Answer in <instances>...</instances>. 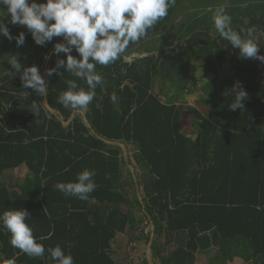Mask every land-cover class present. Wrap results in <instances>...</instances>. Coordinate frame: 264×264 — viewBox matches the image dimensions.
Segmentation results:
<instances>
[{
  "label": "trees",
  "instance_id": "1",
  "mask_svg": "<svg viewBox=\"0 0 264 264\" xmlns=\"http://www.w3.org/2000/svg\"><path fill=\"white\" fill-rule=\"evenodd\" d=\"M217 7L232 17L234 30L254 27L264 55V0H175L168 15L130 43L120 59L97 65L104 84L86 108L89 126L82 110L73 113L58 103L65 81L77 78L63 68L57 69L60 75H46L58 59H66L64 53H53L63 37L37 45L26 26L10 23L4 9L0 20L13 39L0 34V72H10L0 75V213L26 209L27 223L46 251L43 258H30L0 228V264H54L47 248L57 244L75 264H118L111 250L115 236L138 230L137 239L148 242L150 231L144 228L149 224L155 264H195L198 254L206 255L207 264H227L234 257L264 264V82L255 58L234 64L232 75L222 74L224 54L233 59L236 48L215 31ZM21 32L29 46H17ZM170 32L173 42L155 43ZM71 54L79 58L75 50ZM132 54L138 56L124 59ZM12 57L21 70L39 67L48 85L47 106L63 121L71 117L67 125L47 109L43 97L22 88L8 62ZM194 62L205 66L199 77L188 70ZM200 81L197 105L188 109L194 123L187 132L176 100L190 83L196 87ZM237 81L248 97L243 110L233 111L229 106ZM170 87L175 96L166 90ZM113 93L116 103L110 99ZM33 101L40 106L38 115L32 112ZM193 133L194 138L188 135ZM106 140L132 149L135 164L149 176L138 173L130 154L125 160L119 144ZM22 165L27 173L21 182L5 179L7 171ZM85 168L96 173L88 200L66 197L55 188L57 182L74 181ZM143 264H148L145 257Z\"/></svg>",
  "mask_w": 264,
  "mask_h": 264
},
{
  "label": "clouds",
  "instance_id": "2",
  "mask_svg": "<svg viewBox=\"0 0 264 264\" xmlns=\"http://www.w3.org/2000/svg\"><path fill=\"white\" fill-rule=\"evenodd\" d=\"M175 0H0V16L10 14V23L26 26L35 44L44 46L54 37H63L64 42L55 43L53 53L66 54V59H58L54 68L46 70L51 77L54 73L60 75L57 69L77 79L66 80L67 89L58 97V103L71 110L85 109L95 98V89L104 84V79L97 72V65L108 66L115 63L126 52L130 43H136L145 37L148 30L153 28L161 19L168 15ZM215 31L228 41L233 48L239 49L242 58H255L264 62V55L259 53V45L255 38L254 27L234 30L232 17L223 7H217L212 12ZM0 34L9 40L10 34L3 20H0ZM17 46L25 42V34L21 32L15 37ZM75 50L79 58L71 53ZM15 75L19 73L22 88L31 89L37 95L46 97L48 85L36 65L24 67L16 57L8 61ZM9 71L0 72L6 75ZM77 80L87 85L83 87ZM235 93L234 102L229 108L233 111L244 109L243 101L248 94L239 81L232 88ZM26 97L29 93H23ZM113 103L117 96L110 97ZM32 112L38 115L40 106L33 101ZM94 170L85 168L76 174L74 181L57 182L55 188L66 197H77L88 200L96 188ZM262 206L256 205L261 211ZM30 213L26 209H5L0 213V228L10 233V243L30 258H43L45 246L34 236L32 228L27 223ZM54 264H75L70 253H65L59 244L47 248ZM9 264H15L10 261Z\"/></svg>",
  "mask_w": 264,
  "mask_h": 264
},
{
  "label": "rangeland",
  "instance_id": "3",
  "mask_svg": "<svg viewBox=\"0 0 264 264\" xmlns=\"http://www.w3.org/2000/svg\"><path fill=\"white\" fill-rule=\"evenodd\" d=\"M26 31L29 32V30L26 28ZM174 32H170L168 33L164 39H160L159 41L155 42L158 45H161L160 43H162L163 41H167V42H173V38L170 36L172 35ZM26 44L29 46V42L28 40L25 41ZM145 55V54H141ZM225 56L223 57V62H222V66H221V71L222 74L224 75H232L234 73V68L233 65L240 63V62H245L247 61L249 58H242L239 56V49H236L235 52V56L233 59H230V56L226 53L224 54ZM132 57V55L129 56H125L124 59L126 61H129V59ZM257 61V65L259 67V73H258V79L262 82H264V62H261L260 60L256 59ZM205 69V66L203 65V62H194L192 64H190V69H188L190 72L194 73L197 77H199L200 75L203 74V71ZM205 80V79H203ZM201 81L197 82L196 87L192 86V83H190L187 87V89L185 91H183L180 96H179V100H176V103L178 104V106H180V123L182 126V129L184 131H190L192 130V124L194 123V117L193 115L189 112V106L192 105H197V101L199 99V94H201ZM169 88V86H167ZM169 90V95H174L175 96V92L176 89L170 87V89H166ZM167 92V91H164ZM162 98L165 99V93L162 94L161 96ZM130 149V147H129ZM133 152L132 149L129 150L128 152V148L126 147V153H127V158L128 155L130 154V159L132 161L133 164H135V160L133 158V155L131 156V153ZM132 167V170L134 171V168L132 166V164H130ZM136 165V164H135ZM143 166V165H142ZM144 167V166H143ZM141 167L139 165H136V170L138 171V173H148L147 169L144 167ZM27 173V169L25 166H20L16 169H12L7 171L6 180H11V182L14 181H18L21 182L25 176V174ZM149 176V173H148ZM149 178V177H148ZM151 224L146 225L145 228L147 230L151 229ZM140 231H125L124 233H118L115 238L112 240V254L113 257L115 258L116 262L118 264H143V258L144 257H150V244L149 241L146 242L144 239L139 240L137 239V242L131 241V239L133 238H137V234L140 235ZM154 237V234H153ZM152 242V241H151ZM131 243V244H130ZM172 248V247H170ZM147 260V259H146ZM152 261V259H151ZM148 262V260H147ZM153 262V261H152ZM154 263V262H153ZM149 264V262H148ZM195 264H207V257L203 254H198L197 255V262ZM227 264H249L247 262L242 261L240 258L238 257H234L232 261H228Z\"/></svg>",
  "mask_w": 264,
  "mask_h": 264
},
{
  "label": "water",
  "instance_id": "4",
  "mask_svg": "<svg viewBox=\"0 0 264 264\" xmlns=\"http://www.w3.org/2000/svg\"><path fill=\"white\" fill-rule=\"evenodd\" d=\"M134 56H138V54H132V57H134ZM130 59H131V58H130ZM130 59H129V60H130ZM47 61H48V58L46 59V63H47ZM43 104H44V105L47 107V109H49V111H50L51 113H53V114L56 116V118H57L58 120H60L64 125H67V124L70 122L71 117H70L68 120L63 121V119H62L61 116L57 115L53 110H51V109L47 106V100H46V97H43ZM86 108H87V107H86ZM86 108L82 110V119H83L85 125H86V126H89V124H88V122H87V120H86V116H85ZM74 112H75V111H73V113H74ZM93 133H94V132H93ZM96 135H97V134H96ZM97 136H98V135H97ZM98 137L100 138V136H98ZM106 142H108V143H116V144H120V143L117 142V141H108V140H106ZM121 147H122V150H123V152H124V158H125V160H127L128 158H127V153H126V146H125V144H122V143H121ZM128 166L131 168V165H130L129 163H128ZM132 171H133V170H132ZM134 180L136 181L135 176H134ZM136 189H137V195H138V198H139V200L141 201L140 193H139V190H138V187H137V186H136ZM153 230H154V227H153V225H152V232L150 233L149 244H151V241H152V239H153V234H154ZM147 260H148L149 264H154L150 259H147Z\"/></svg>",
  "mask_w": 264,
  "mask_h": 264
},
{
  "label": "crops",
  "instance_id": "5",
  "mask_svg": "<svg viewBox=\"0 0 264 264\" xmlns=\"http://www.w3.org/2000/svg\"><path fill=\"white\" fill-rule=\"evenodd\" d=\"M74 111H76V110H74ZM81 115H82V111H81ZM190 132V131H189ZM188 135H191L193 138L196 136V133H193V134H188ZM113 144H116V143H113ZM120 146H121V143L119 144ZM121 150H122V147H121ZM122 155H123V157H124V152H123V150H122ZM128 166V165H127ZM129 167V166H128ZM130 168V167H129ZM131 170H132V167L130 168ZM151 226H152V224H151ZM148 231H150V233L152 232V227H151V229L150 230H147L146 228H144V233H147ZM122 233H124V232H122ZM138 235V234H137ZM138 238V237H137ZM137 238L135 239V238H133V239H131V241L132 242H134V245H135V242H137ZM139 240H142V239H139ZM143 241V240H142ZM131 244V243H130ZM206 256V255H205ZM146 259H150L151 260V258H149V257H145ZM155 264V263H154Z\"/></svg>",
  "mask_w": 264,
  "mask_h": 264
}]
</instances>
